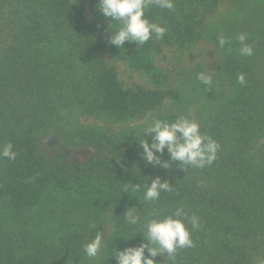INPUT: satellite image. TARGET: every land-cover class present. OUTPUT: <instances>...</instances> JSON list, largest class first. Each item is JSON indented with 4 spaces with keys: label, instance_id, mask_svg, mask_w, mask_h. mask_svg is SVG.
<instances>
[{
    "label": "trees",
    "instance_id": "obj_1",
    "mask_svg": "<svg viewBox=\"0 0 264 264\" xmlns=\"http://www.w3.org/2000/svg\"><path fill=\"white\" fill-rule=\"evenodd\" d=\"M223 1L175 0L174 12L153 5L147 18L168 34L138 47L125 42L120 50L109 43V18L96 9L98 0H0V151L11 143L16 152L14 160L0 156V264H85L82 246L105 223L112 227L109 254L99 264H115L112 250L142 241L139 233L120 237L138 230L125 222L130 206L141 220L153 209L169 214L178 206L200 218L201 227L191 233L194 247L179 250L171 264H264L244 244H264V167L256 158L264 142V19L209 40L227 59L229 84L212 126L200 127L220 144L211 165L184 166L186 172L176 164L167 170L145 165L136 141L142 131L116 142L108 131L59 127L60 114L71 108L129 121L161 107L165 90L125 89L107 54L166 86L169 73L151 55L204 41L208 16ZM241 34L252 56L239 54ZM220 36L228 39L223 48ZM71 151L92 154L73 160ZM145 176L169 179L173 190L145 202ZM131 182L140 183L139 192L131 191Z\"/></svg>",
    "mask_w": 264,
    "mask_h": 264
},
{
    "label": "clouds",
    "instance_id": "obj_2",
    "mask_svg": "<svg viewBox=\"0 0 264 264\" xmlns=\"http://www.w3.org/2000/svg\"><path fill=\"white\" fill-rule=\"evenodd\" d=\"M155 6L175 11V0H98L96 9L103 16L109 18L105 31H110L109 43L118 49H124L125 42H132L138 46L146 44L151 39H160L168 34V29L157 22L150 21L146 11ZM241 45V56H252L253 47L246 43L244 34L238 36ZM228 43L224 36L218 37V44L223 48ZM197 79L205 86L211 84V77L204 72L198 74ZM238 82L246 83L245 76L240 74ZM143 138L136 140L140 149L139 156L145 165L170 169L174 164L186 172L184 166L204 168L211 165L220 149V144L212 137L202 134L200 124L188 116L180 114L172 121L151 118L142 129ZM149 140L151 142H149ZM167 154L168 159L163 157ZM0 156L10 160L16 158L13 145L8 143L0 151ZM150 183L145 185L142 199L145 202L159 201L162 192H171L173 183L160 176L149 177ZM140 183L131 182V191L139 192ZM125 194L129 188L124 187ZM135 198V197H134ZM131 199V198H130ZM125 222L138 226L132 236L120 235L125 240H130L137 233L142 236L139 245L128 246L123 249L117 247L111 251V259L115 264H158L157 257L175 261L178 251L194 247L192 230L201 227L200 218L191 216L183 206H178L169 214H164L158 209H153L148 217L141 220L136 213V207L130 206L124 214ZM191 224V228L187 225ZM103 231H97L95 237L83 244V252L89 262L97 261L102 254L108 255L107 244Z\"/></svg>",
    "mask_w": 264,
    "mask_h": 264
},
{
    "label": "rangeland",
    "instance_id": "obj_3",
    "mask_svg": "<svg viewBox=\"0 0 264 264\" xmlns=\"http://www.w3.org/2000/svg\"><path fill=\"white\" fill-rule=\"evenodd\" d=\"M87 16H90L89 11ZM264 19V0H226L221 2L208 16L202 30L204 41L189 44L184 48H166L161 54L151 55L153 64L169 77L166 86H157L150 75L143 70H136L129 63L117 60L107 54L108 63L116 67L119 79L125 89L141 87L147 90L162 89L167 97L157 110L150 112L143 119L120 121L109 116L98 118L87 116L78 108H71L60 114L59 127L66 133L77 130L108 131L116 142L125 137L140 133L148 121L153 118L163 119L169 116L173 120L183 114L196 120L200 127L210 128L212 118L222 107L221 93L228 89L226 75L227 59L222 51L209 41L214 34H236L240 30ZM204 72L211 77L214 89L202 90L199 88V73ZM92 153L88 151H71L69 159L82 160ZM259 167H264V142L257 146L256 153ZM108 238L112 232L109 223L101 227ZM248 251L258 263H264V244L244 241ZM99 260L85 264H99ZM158 264H171L165 257H157Z\"/></svg>",
    "mask_w": 264,
    "mask_h": 264
}]
</instances>
